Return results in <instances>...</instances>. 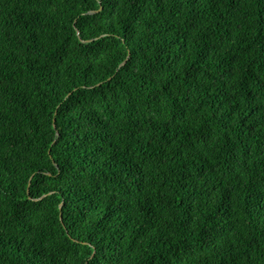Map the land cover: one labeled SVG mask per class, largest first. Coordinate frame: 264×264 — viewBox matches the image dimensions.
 Instances as JSON below:
<instances>
[{
	"label": "trees",
	"instance_id": "16d2710c",
	"mask_svg": "<svg viewBox=\"0 0 264 264\" xmlns=\"http://www.w3.org/2000/svg\"><path fill=\"white\" fill-rule=\"evenodd\" d=\"M0 264H264V0H0Z\"/></svg>",
	"mask_w": 264,
	"mask_h": 264
},
{
	"label": "water",
	"instance_id": "95a60500",
	"mask_svg": "<svg viewBox=\"0 0 264 264\" xmlns=\"http://www.w3.org/2000/svg\"><path fill=\"white\" fill-rule=\"evenodd\" d=\"M95 11L94 10H90V11H88V13H94ZM90 40H93V39H90ZM128 59V58H127ZM127 59H125L121 64H120V66L119 67H121V66H123L126 62H127ZM56 126V125H55ZM30 184L31 183H29V186H28V192L30 191ZM45 195H43V196H41L40 198H42V197H44ZM40 198H37V199H40ZM63 205V202L61 203V206Z\"/></svg>",
	"mask_w": 264,
	"mask_h": 264
}]
</instances>
